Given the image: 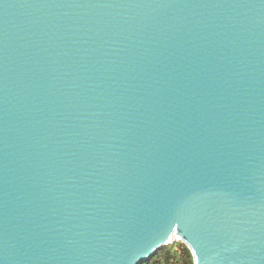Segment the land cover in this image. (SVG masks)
<instances>
[{"label": "water", "instance_id": "95a60500", "mask_svg": "<svg viewBox=\"0 0 264 264\" xmlns=\"http://www.w3.org/2000/svg\"><path fill=\"white\" fill-rule=\"evenodd\" d=\"M264 264V0H0V264Z\"/></svg>", "mask_w": 264, "mask_h": 264}, {"label": "trees", "instance_id": "16d2710c", "mask_svg": "<svg viewBox=\"0 0 264 264\" xmlns=\"http://www.w3.org/2000/svg\"><path fill=\"white\" fill-rule=\"evenodd\" d=\"M142 264H194L188 247L181 241L173 239L146 263Z\"/></svg>", "mask_w": 264, "mask_h": 264}, {"label": "built area", "instance_id": "2783aa9c", "mask_svg": "<svg viewBox=\"0 0 264 264\" xmlns=\"http://www.w3.org/2000/svg\"><path fill=\"white\" fill-rule=\"evenodd\" d=\"M172 240H173V239H171V241H172ZM171 241H170V242H171Z\"/></svg>", "mask_w": 264, "mask_h": 264}]
</instances>
